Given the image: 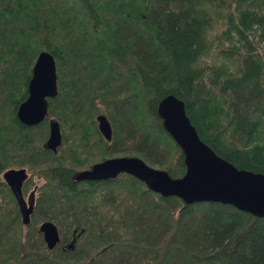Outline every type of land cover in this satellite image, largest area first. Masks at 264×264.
<instances>
[{
	"label": "trees",
	"instance_id": "16d2710c",
	"mask_svg": "<svg viewBox=\"0 0 264 264\" xmlns=\"http://www.w3.org/2000/svg\"><path fill=\"white\" fill-rule=\"evenodd\" d=\"M41 51L58 93L27 126L16 111ZM168 94L216 154L264 173V0H0V264H264V217L163 197L127 173L73 179L120 153L181 177L183 153L157 113ZM50 119L56 152L44 145ZM11 168L26 170L24 194L36 185L27 225L3 179ZM44 220L60 234L52 249Z\"/></svg>",
	"mask_w": 264,
	"mask_h": 264
},
{
	"label": "water",
	"instance_id": "95a60500",
	"mask_svg": "<svg viewBox=\"0 0 264 264\" xmlns=\"http://www.w3.org/2000/svg\"><path fill=\"white\" fill-rule=\"evenodd\" d=\"M58 93L55 59L48 51H41L32 67L27 86V97L18 105L16 116L24 125L40 123L48 115V98ZM164 129L180 147L185 164L181 177H172L165 169L147 164L137 156H115L94 163L89 169L78 171L76 181L104 180L127 173L143 182L148 189L163 197L175 196L186 204L212 201L232 205L256 217H264V173L239 169L202 141L185 111L184 101L173 94L164 96L157 106ZM98 129L110 140L111 125L104 114L96 116ZM61 131L57 120H49V134L44 143L47 149L57 151L61 144ZM27 177L24 168H11L3 173L27 225L33 211V198L26 201L22 184ZM40 232L49 249L59 241L57 227L44 221ZM75 238L67 247H74Z\"/></svg>",
	"mask_w": 264,
	"mask_h": 264
},
{
	"label": "flooded vegetation",
	"instance_id": "af4514ba",
	"mask_svg": "<svg viewBox=\"0 0 264 264\" xmlns=\"http://www.w3.org/2000/svg\"><path fill=\"white\" fill-rule=\"evenodd\" d=\"M115 156H120V155H114V156H111V157H115ZM122 156H128V155H122ZM107 158H110V157H107ZM106 159V158H105ZM104 160V159H103ZM100 161H102V160H99V161H96V162H100ZM96 162H94V163H96ZM93 163V164H94ZM92 164V165H93ZM91 165V166H92ZM90 166V167H91ZM89 167V168H90ZM89 168H85V169H89ZM81 170H84V169H81ZM81 170H78V171H81ZM78 171H76L74 174H73V179H74V176H75V174L78 172ZM75 180V179H74ZM25 181V180H24ZM86 181H99V180H86ZM24 183V182H23ZM9 187V186H8ZM23 188V184H22V187H21V189ZM10 189V188H9ZM35 190H36V185L29 191V192H27V194L26 195H24V193H23V190H22V193H23V197H24V199L26 200V201H28V200H30V198H33V211H34V203H35ZM18 205V204H17ZM18 209H19V207H18ZM33 211H32V213H33ZM19 213H20V210H19ZM31 213V214H32ZM31 214H30V216H31ZM20 216H21V213H20ZM44 221H50V220H44ZM44 221H41L40 223H39V227H40V225L44 222ZM50 222H52V221H50ZM53 223V222H52ZM54 224V223H53ZM55 225V224H54ZM56 226V225H55ZM57 227V226H56ZM57 230H58V227H57ZM40 231V230H39ZM59 232V231H58ZM76 230L74 229L73 230V232H72V239L73 238H76ZM59 237H60V234H59ZM60 242V241H59ZM68 245V244H67ZM67 245H65V246H67Z\"/></svg>",
	"mask_w": 264,
	"mask_h": 264
},
{
	"label": "rangeland",
	"instance_id": "374dc122",
	"mask_svg": "<svg viewBox=\"0 0 264 264\" xmlns=\"http://www.w3.org/2000/svg\"><path fill=\"white\" fill-rule=\"evenodd\" d=\"M118 155L122 156L123 154L120 153ZM128 156H130V155H128ZM156 168H158V167H156ZM40 183H41V179L37 180V184H40ZM24 195H26V194H24Z\"/></svg>",
	"mask_w": 264,
	"mask_h": 264
}]
</instances>
